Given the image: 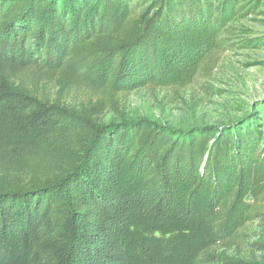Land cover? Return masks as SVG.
Wrapping results in <instances>:
<instances>
[{
    "label": "trees",
    "instance_id": "16d2710c",
    "mask_svg": "<svg viewBox=\"0 0 264 264\" xmlns=\"http://www.w3.org/2000/svg\"><path fill=\"white\" fill-rule=\"evenodd\" d=\"M244 2L0 0V150L52 164H0V264H259L217 249L260 215L264 134L103 124L18 78L108 95L186 87L229 48Z\"/></svg>",
    "mask_w": 264,
    "mask_h": 264
},
{
    "label": "rangeland",
    "instance_id": "374dc122",
    "mask_svg": "<svg viewBox=\"0 0 264 264\" xmlns=\"http://www.w3.org/2000/svg\"><path fill=\"white\" fill-rule=\"evenodd\" d=\"M249 12L231 23L224 34L229 48L215 54L200 68L186 87H146L128 93L108 95L75 84L61 89L55 76L36 70L19 74V79L41 100L73 109H93L103 124L151 119L173 129L193 128L257 129L264 134V0H245ZM264 144V136L262 140ZM0 150V164L43 175L51 162L26 160ZM11 177H16L11 172ZM22 177H24L22 175ZM260 215L239 230L233 240L218 247L225 253L251 263L264 264V198Z\"/></svg>",
    "mask_w": 264,
    "mask_h": 264
}]
</instances>
